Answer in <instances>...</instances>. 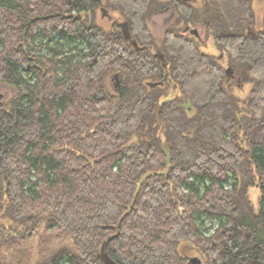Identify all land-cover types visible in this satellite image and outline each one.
<instances>
[{"label":"trees","instance_id":"16d2710c","mask_svg":"<svg viewBox=\"0 0 264 264\" xmlns=\"http://www.w3.org/2000/svg\"><path fill=\"white\" fill-rule=\"evenodd\" d=\"M253 1L0 0V81L16 92L0 104V257L29 260L44 227L69 243L36 264H103L104 242L118 264H188L182 242L205 264H264V12L258 24ZM102 5L143 50L119 20L96 22ZM167 5L176 17L157 39L146 20ZM223 59L251 85L244 98Z\"/></svg>","mask_w":264,"mask_h":264},{"label":"rangeland","instance_id":"374dc122","mask_svg":"<svg viewBox=\"0 0 264 264\" xmlns=\"http://www.w3.org/2000/svg\"><path fill=\"white\" fill-rule=\"evenodd\" d=\"M253 6H254V10H255V14H256V22L259 24L260 22V18L261 15L264 12V0H254L253 1ZM199 2H195V4H197ZM109 11V13L113 16V20H123V18L120 16L119 12L112 10L109 7H106ZM95 20L97 23H99L100 25H102L104 28H110L112 26L111 20L107 19V16L101 17L100 15V11L99 9H97L95 11ZM147 24L149 25L153 35L159 39L162 34L163 31L165 29V27L167 26V24L171 23L173 21V19L171 20L170 18V11L166 12V13H162V14H158V15H151L150 17L147 18ZM198 33L200 34V38L202 40V47L203 50L209 52V53H213V54H217L218 50L215 49V46L213 44V41L210 37H206L205 31L203 28L198 27ZM56 41H50V45L54 46ZM58 42H63V39H58ZM44 52L46 53H50L51 51H49L48 49L45 50ZM63 54H69V53H63ZM222 58V57H221ZM223 64L225 65V67H227L226 65V59H223ZM112 75V74H111ZM111 75H109L108 77V85L109 87L114 90L113 88V82L114 80H112ZM234 83H233V90L235 92L236 95L244 98L245 96L248 95L251 85L249 83H245L244 79L245 76L244 74L241 75H236L234 74ZM236 78H238L236 80ZM15 89L7 84H4L3 82L0 81V104L4 105V106H8L9 103L11 102V100L13 99V97L15 96ZM176 92L173 91L172 89H168V95L169 96H173L175 95ZM190 102H187L185 104V106H190ZM250 194V198L253 204H256V200H257V195H258V189L257 188H251L249 191ZM44 227L40 228V231L38 233L39 237H36L34 242L32 243L33 247L32 249H30L29 251V260L25 261L23 258H18V259H11L10 256V252L9 251H3L1 253V257H0V264L6 263V262H12L11 264H17L18 262L21 261L22 262H28V264H36L38 262V257L41 255H45L47 253H49L52 250H57L61 247H65L68 246L69 241H63V242H50V240L48 239V237L44 234ZM45 240H49V241H45ZM26 249L23 247V249H21L22 251ZM27 250V249H26ZM180 252L186 256L188 259L191 257H196L197 259H199L201 261V264H205L204 262V258L201 255V253L195 248V246L193 244H191L190 242H182L180 244ZM22 255V254H20Z\"/></svg>","mask_w":264,"mask_h":264},{"label":"water","instance_id":"95a60500","mask_svg":"<svg viewBox=\"0 0 264 264\" xmlns=\"http://www.w3.org/2000/svg\"><path fill=\"white\" fill-rule=\"evenodd\" d=\"M184 1H192V0H184ZM121 26V31H122V35L124 37V39L128 40L131 45L136 49V50H143L144 46H138L137 42L131 38V35L129 33L128 30V24L126 21L121 22L120 23ZM184 31H189L193 36H195L198 40H201L200 38V34L198 33V29L197 28H190L189 26H186L184 28ZM155 57H158L160 60H162V65L164 67H166V63L163 60V55L160 52H156L154 54ZM225 74L227 79H231L234 78V72L231 66H228L225 69ZM167 75V73H166ZM165 75V76H166ZM112 80H114L113 82V88L114 91H118L119 88V77H118V73H114L111 75ZM238 79V78H237ZM158 83V82H157ZM157 83H154L153 85H156ZM159 110H160V105H157L155 108V112H154V118L156 123L161 124V127L163 128V124L161 122L160 119V114H159ZM137 139L136 135H133L131 141H135ZM166 144H163V147H165ZM168 157V155H167ZM169 165V164H168ZM130 213V211H126L119 219L118 221V227L121 225L122 220ZM97 258L100 259L102 261L103 264H118L109 254L108 252L105 250V242L102 244L100 252L97 254ZM188 264H201V261L199 259H197L196 257H191L189 259Z\"/></svg>","mask_w":264,"mask_h":264},{"label":"flooded vegetation","instance_id":"af4514ba","mask_svg":"<svg viewBox=\"0 0 264 264\" xmlns=\"http://www.w3.org/2000/svg\"><path fill=\"white\" fill-rule=\"evenodd\" d=\"M192 2H195V0H192ZM99 11H100V15H101V17H104V16H107V19L108 20H111V22H114V21H116V20H113L114 18H113V16L109 13V11H108V9L106 8V5H102V6H100L99 8ZM170 11V18H171V20L173 19H175V11H174V7L173 6H171V5H167L166 7H164L162 10H160L159 12H157V13H155L154 15H158V14H162V13H166V12H169ZM121 22H124V20H119V22H118V24H119V27H120V31H121V26H120V23ZM173 22V21H172ZM171 22V23H172ZM170 23V24H171ZM169 23L167 24V26L168 25H170ZM121 33H122V31H121ZM236 80H237V78H236Z\"/></svg>","mask_w":264,"mask_h":264},{"label":"bare ground","instance_id":"6f19581e","mask_svg":"<svg viewBox=\"0 0 264 264\" xmlns=\"http://www.w3.org/2000/svg\"><path fill=\"white\" fill-rule=\"evenodd\" d=\"M227 67H228V66H227ZM227 67H226V68H227ZM226 68H225V69H226Z\"/></svg>","mask_w":264,"mask_h":264}]
</instances>
